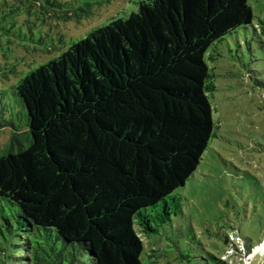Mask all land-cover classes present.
I'll list each match as a JSON object with an SVG mask.
<instances>
[{"label":"trees","instance_id":"16d2710c","mask_svg":"<svg viewBox=\"0 0 264 264\" xmlns=\"http://www.w3.org/2000/svg\"><path fill=\"white\" fill-rule=\"evenodd\" d=\"M251 1L139 0L19 77L42 51L24 43L37 26L89 18L110 0H0V80L16 78L27 116L0 154V264H150L143 238L171 220V205L180 212L172 193L214 135L206 52L239 27L264 35ZM258 232L231 229L223 243L249 251ZM170 244L173 264H191Z\"/></svg>","mask_w":264,"mask_h":264},{"label":"rangeland","instance_id":"374dc122","mask_svg":"<svg viewBox=\"0 0 264 264\" xmlns=\"http://www.w3.org/2000/svg\"><path fill=\"white\" fill-rule=\"evenodd\" d=\"M138 1L110 0L89 18L37 26L33 41L28 37L24 43L42 51L26 56L25 64L17 66L18 76L57 56L92 28L112 18H127L136 11ZM254 2L255 25L257 16H264V8L263 12L257 10L264 7V0ZM14 50V56H19ZM206 62L210 73L207 82L214 86L208 92L214 135L196 171L172 193L180 198V212L174 214L171 205V220L161 225L153 222L158 233L143 238V257L150 264H173L166 252L171 242L188 252L191 264H195V257L202 260L207 253L230 264L264 261V236L259 243L253 240L256 246L249 251L240 240L235 250L223 243L224 234L231 229L242 237L256 238L264 226V35L256 33L252 25L239 27L208 48ZM15 81L14 76L0 80V154L14 129L24 130L27 121L11 89Z\"/></svg>","mask_w":264,"mask_h":264}]
</instances>
